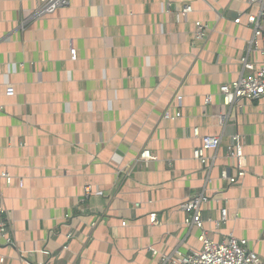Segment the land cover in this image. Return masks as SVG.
Masks as SVG:
<instances>
[{
	"label": "crops",
	"instance_id": "0c3cea01",
	"mask_svg": "<svg viewBox=\"0 0 264 264\" xmlns=\"http://www.w3.org/2000/svg\"><path fill=\"white\" fill-rule=\"evenodd\" d=\"M184 5L193 11L177 20ZM36 7L0 0V174L13 177L1 181L0 202L15 240L0 238V264H161L162 255L200 249L201 231L185 225L180 207L201 193L211 197L202 210L208 235L248 240L264 264V97L226 107L220 93L252 75L243 58L264 64L251 50L253 30L235 23L258 8L71 0L39 18ZM197 22L208 26L204 40L195 39ZM168 110L181 118L165 120ZM194 128L222 139L208 165L193 158ZM236 134L247 174L228 185L221 172L236 173L227 157ZM145 150L156 159L141 161ZM224 208L228 221L217 228Z\"/></svg>",
	"mask_w": 264,
	"mask_h": 264
},
{
	"label": "built area",
	"instance_id": "2783aa9c",
	"mask_svg": "<svg viewBox=\"0 0 264 264\" xmlns=\"http://www.w3.org/2000/svg\"><path fill=\"white\" fill-rule=\"evenodd\" d=\"M71 0H37V7L34 17H47L54 15L59 9H64L70 5ZM250 8L257 7L256 13L245 12L236 20V24H244L253 30V39L251 40V50L260 53L264 57V0H248ZM193 9L190 5H184L177 14V20L185 18L192 13ZM209 32L208 26L197 22L195 29V39L204 40ZM72 60L77 59V52L71 49ZM241 63L246 70L252 71L250 76H241L232 83L221 86L220 93L226 107H239L246 102L261 100L264 97V64L259 68L248 62L247 58H243ZM15 94V87L12 84L6 85V95L12 97ZM183 97L176 96L178 107H182ZM207 104L211 102L208 97L205 101ZM181 111L172 113L166 111L165 120L181 118ZM227 120V115L220 116V122L223 125ZM191 137L200 139L201 145L194 149L193 158L202 165H208L212 153L215 157L222 145V139L218 136H203L199 128L191 131ZM227 157L234 161L236 173L231 174L229 169L221 172V180L227 182L228 185H236L246 177V155L244 153V141L240 134L232 137V144L228 147ZM212 158V159H213ZM156 157L149 150L141 153L140 160L149 163ZM5 180L7 185H11L13 177L7 172L0 174L1 181ZM91 189H87L86 194H90ZM211 201V197L205 193L188 198L181 204L180 209L186 214L185 225L196 227L201 231L199 242L200 249H192L188 254L176 250L172 254L162 255L161 264H261L260 256L250 248L246 239H239L234 235H229L223 240L215 241L205 229V221L203 219L202 210L205 205ZM5 209L0 202V238L6 240L8 244L15 245L12 235V228L4 218ZM151 225H158V215L151 214L149 216ZM228 221V209L221 210V219L216 222L218 228L220 224ZM126 227L127 223L122 224ZM72 234L68 235V239L73 238ZM153 256L159 255L155 249H151Z\"/></svg>",
	"mask_w": 264,
	"mask_h": 264
}]
</instances>
